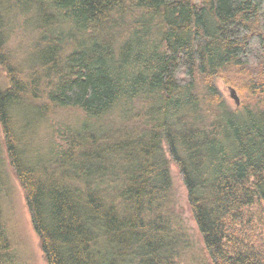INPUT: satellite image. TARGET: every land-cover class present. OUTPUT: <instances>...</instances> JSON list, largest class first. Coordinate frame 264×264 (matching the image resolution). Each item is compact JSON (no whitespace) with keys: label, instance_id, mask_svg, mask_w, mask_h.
<instances>
[{"label":"trees","instance_id":"obj_1","mask_svg":"<svg viewBox=\"0 0 264 264\" xmlns=\"http://www.w3.org/2000/svg\"><path fill=\"white\" fill-rule=\"evenodd\" d=\"M263 65L264 0H0V124L47 264H264Z\"/></svg>","mask_w":264,"mask_h":264},{"label":"rangeland","instance_id":"obj_2","mask_svg":"<svg viewBox=\"0 0 264 264\" xmlns=\"http://www.w3.org/2000/svg\"><path fill=\"white\" fill-rule=\"evenodd\" d=\"M193 1H195L196 3L200 2V0ZM30 34L31 32H28L27 35L24 30L22 32L19 29H16L13 32L14 39H12V45L15 47H21L18 50V54L22 56V58L27 54V52L34 44V36ZM6 77V72L2 67H0V81H3ZM217 87L232 108H235L236 104L235 101L231 98L229 88H233L236 90L240 98V107H242L244 103H246V105H248L249 107L253 106L252 98L245 96V99L242 93H240V91L235 86L227 87L223 82L218 81ZM55 131V125H52V127L46 126L42 130L40 136L45 137L47 141H50L51 138H56L58 141L59 135L55 134ZM0 160H2L1 167L4 170L8 188L10 189V192L6 196V201H8V203L6 204V206H4V222L9 230V235L11 237L14 248L18 253V258L20 260L19 262H21V264H47L43 251L41 249L39 237L36 235L31 222V216L27 206L26 193L9 162L10 159L8 156L5 136L3 134L1 124ZM172 175L175 184V192L178 195V209L186 222L189 233L196 244L197 250L202 251L203 238L194 220L193 213L187 199L186 187L183 183L180 172L175 165H172ZM0 198L2 203V197L0 196Z\"/></svg>","mask_w":264,"mask_h":264},{"label":"water","instance_id":"obj_3","mask_svg":"<svg viewBox=\"0 0 264 264\" xmlns=\"http://www.w3.org/2000/svg\"><path fill=\"white\" fill-rule=\"evenodd\" d=\"M229 89H230L231 98L235 101L236 107H239L240 106V98H239L236 90L233 88H229Z\"/></svg>","mask_w":264,"mask_h":264}]
</instances>
